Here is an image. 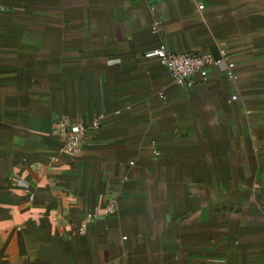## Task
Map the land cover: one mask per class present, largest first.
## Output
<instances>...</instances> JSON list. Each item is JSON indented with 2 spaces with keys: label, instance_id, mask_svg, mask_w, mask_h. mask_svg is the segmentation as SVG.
I'll use <instances>...</instances> for the list:
<instances>
[{
  "label": "crops",
  "instance_id": "crops-1",
  "mask_svg": "<svg viewBox=\"0 0 264 264\" xmlns=\"http://www.w3.org/2000/svg\"><path fill=\"white\" fill-rule=\"evenodd\" d=\"M0 264H264V0H0Z\"/></svg>",
  "mask_w": 264,
  "mask_h": 264
},
{
  "label": "built area",
  "instance_id": "built-area-1",
  "mask_svg": "<svg viewBox=\"0 0 264 264\" xmlns=\"http://www.w3.org/2000/svg\"><path fill=\"white\" fill-rule=\"evenodd\" d=\"M203 7L199 6L201 10ZM159 22H155L152 27V33H156ZM152 56L158 64L165 68L172 82L181 88L191 89L195 86L196 77L201 81L207 79V68L209 66H218L221 63L225 65L226 77L235 82L237 76L234 73V63L229 59L224 51H220L219 58L213 59L206 55H196L192 53H174L166 49L163 44H160L152 51ZM232 100H236L232 97ZM102 121V116H98L90 122L88 126L81 123L72 125L66 117H60L54 124V133L57 134L63 141L62 153L65 156L72 157L80 153L82 142L88 132H93L99 129ZM156 154V153H155ZM115 211V205L109 204L103 211V216H109ZM91 215L87 214L86 219Z\"/></svg>",
  "mask_w": 264,
  "mask_h": 264
}]
</instances>
